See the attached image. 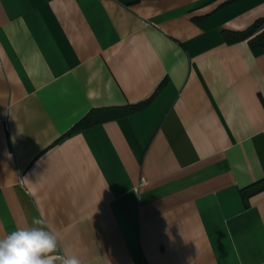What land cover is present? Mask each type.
Wrapping results in <instances>:
<instances>
[{
	"label": "crops",
	"instance_id": "1",
	"mask_svg": "<svg viewBox=\"0 0 264 264\" xmlns=\"http://www.w3.org/2000/svg\"><path fill=\"white\" fill-rule=\"evenodd\" d=\"M262 16L0 0V239L40 218L81 264H264V51L224 36Z\"/></svg>",
	"mask_w": 264,
	"mask_h": 264
},
{
	"label": "clouds",
	"instance_id": "2",
	"mask_svg": "<svg viewBox=\"0 0 264 264\" xmlns=\"http://www.w3.org/2000/svg\"><path fill=\"white\" fill-rule=\"evenodd\" d=\"M43 225L42 219L33 218L30 227L19 228L0 239V264H81L75 254H57L59 234Z\"/></svg>",
	"mask_w": 264,
	"mask_h": 264
},
{
	"label": "trees",
	"instance_id": "3",
	"mask_svg": "<svg viewBox=\"0 0 264 264\" xmlns=\"http://www.w3.org/2000/svg\"><path fill=\"white\" fill-rule=\"evenodd\" d=\"M224 36L228 41H235L249 37L248 42L252 50L255 53L262 52L264 51V16L256 18L245 29L225 30ZM137 106H140V104H130L124 107L108 106L92 108L79 121H77V123H75L69 132L96 121L116 117L127 110L136 108Z\"/></svg>",
	"mask_w": 264,
	"mask_h": 264
}]
</instances>
